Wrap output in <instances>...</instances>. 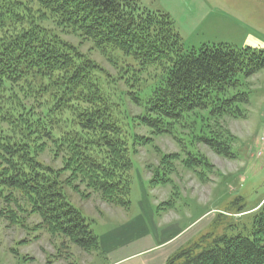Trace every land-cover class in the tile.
<instances>
[{"label": "trees", "instance_id": "16d2710c", "mask_svg": "<svg viewBox=\"0 0 264 264\" xmlns=\"http://www.w3.org/2000/svg\"><path fill=\"white\" fill-rule=\"evenodd\" d=\"M140 1L0 0V198L10 191L21 193L53 234L86 252L101 250L99 237L67 200L61 172L44 165L39 156L51 143L55 156L64 159L62 172L71 173L66 184L81 179L104 201L129 208L131 135L118 124L122 103L115 85L124 77L110 81L93 60L44 24L53 21L103 54L117 52L123 63H137L139 71L168 62L164 84L145 103L129 91L145 109L142 124L157 136L172 134L173 123L196 111L214 119L238 115L249 98L241 91V78L264 70L261 49L224 44L184 54L172 18L142 12ZM124 69L132 72L124 80L134 88L136 68ZM197 141L232 157L230 146L218 137L200 136ZM178 157H162L167 172ZM201 157L202 165L210 168ZM201 157L190 154L185 167L195 168ZM166 170L152 186L171 184ZM173 205L167 202L165 207ZM234 206L218 213L208 232L167 264H264V210L253 220L252 238L230 237L226 214L244 210L233 211Z\"/></svg>", "mask_w": 264, "mask_h": 264}, {"label": "rangeland", "instance_id": "374dc122", "mask_svg": "<svg viewBox=\"0 0 264 264\" xmlns=\"http://www.w3.org/2000/svg\"><path fill=\"white\" fill-rule=\"evenodd\" d=\"M139 6L144 13H163L172 18L183 39L184 54L224 44L236 49L264 50V0H141ZM44 26L93 60L112 82L131 78L132 72L125 73V66L136 68L134 88L124 78L115 84L119 90L116 99L122 103L118 124L131 135V205L124 209L109 204L81 179L66 184L71 173L62 172L64 159L55 156L50 143L39 159L61 172L67 200L87 218L99 237L101 250L86 252L64 236L53 234L33 212L30 202L21 193L10 191L0 198V264H107L100 238L140 216L145 195L156 205V213L162 215L171 210L167 218L180 219L186 226L192 224L189 234L195 239L207 233L217 214L229 205H235L233 211L242 207V213L226 214L232 226L227 235L252 238L253 220L264 210V70L241 78V91L248 93L249 98L240 105L238 115L214 119L209 118L208 112L196 111L180 123H173L172 134L157 136L142 124L145 109L135 104L129 91L145 103L164 84L168 62L139 71L137 63H123L117 52L103 54L92 42L63 31L53 21ZM200 136L220 138L230 146L232 157L219 155L198 142ZM149 140L152 143L142 146ZM190 154L205 157L210 168L202 165V157L195 168H186L184 162ZM165 155L179 156L168 172L161 160ZM165 170L171 184L152 186L151 182L164 175ZM167 202H174L173 208H166ZM165 214L161 217L165 218ZM187 238L184 236L181 241Z\"/></svg>", "mask_w": 264, "mask_h": 264}, {"label": "crops", "instance_id": "0c3cea01", "mask_svg": "<svg viewBox=\"0 0 264 264\" xmlns=\"http://www.w3.org/2000/svg\"><path fill=\"white\" fill-rule=\"evenodd\" d=\"M142 214L133 220L120 224L101 237L103 251L107 254V264H167L168 259L195 240L189 234L191 225L180 223V219L156 213L145 195L141 203ZM186 236L185 241H181Z\"/></svg>", "mask_w": 264, "mask_h": 264}]
</instances>
